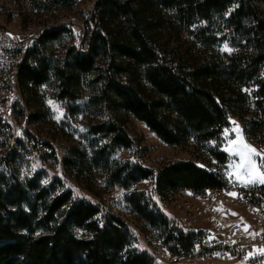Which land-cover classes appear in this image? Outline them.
<instances>
[{
	"label": "trees",
	"instance_id": "16d2710c",
	"mask_svg": "<svg viewBox=\"0 0 264 264\" xmlns=\"http://www.w3.org/2000/svg\"><path fill=\"white\" fill-rule=\"evenodd\" d=\"M86 1L30 0L32 11L22 12L20 23L57 20ZM92 1V28L81 49H57L67 28L50 26L17 64L18 88L35 106L30 120L41 119L39 88L49 83L69 112L98 117L86 124L87 133L103 143L90 156L76 149L72 162L79 169L87 159L101 165L105 183L126 190L140 231L160 232L171 254L189 255L202 230L170 223L132 187L150 178L163 197L182 190L204 195L232 184L191 159L154 170L109 156L132 146L125 127L131 118L168 145L218 140L231 117L243 122L247 137L264 135V0ZM222 40L234 48L231 53L219 50ZM83 89L88 99L74 104ZM210 151L226 161L225 152ZM15 155L10 150L3 159L8 173L0 171V264H154L149 252L131 247L125 220L76 196L58 178L45 184L19 180L10 164Z\"/></svg>",
	"mask_w": 264,
	"mask_h": 264
},
{
	"label": "rangeland",
	"instance_id": "374dc122",
	"mask_svg": "<svg viewBox=\"0 0 264 264\" xmlns=\"http://www.w3.org/2000/svg\"><path fill=\"white\" fill-rule=\"evenodd\" d=\"M260 6L264 10V2ZM91 9L92 6H86V14ZM75 15L69 13L62 18V21L73 20L77 16ZM6 20L5 16L0 14V25L20 33V30L17 29V16H7ZM77 41L76 29L67 28L56 48L64 49L66 45L76 48V43L80 44ZM225 43H227L226 40L219 42V50ZM228 47L234 50L233 47L229 45ZM39 93L43 99L41 119L32 122L30 115L35 110V106L27 103L26 94L18 88L15 75L11 77L0 75V171L8 173L2 162L8 152L14 150L16 155L10 164L16 170L19 180L33 178L39 184H45L53 178H58L63 186L70 188L76 196L96 204L102 209L109 210L125 220L131 234V247L149 253L153 251L165 260L170 259L171 253L168 245L162 243L160 232L144 229L140 231L142 222L129 208L126 190L119 186L107 185L101 165L90 164L87 159L79 169L72 162L74 157L71 153L76 149L85 151L90 156L91 150L103 143L99 140L94 141V137L87 133L86 124L94 122L98 117L89 115L82 109L69 112L66 109L65 100L56 97L53 85L50 83L42 85L39 88ZM87 99L88 91L83 89L82 97L74 104L81 106ZM55 108H58L62 114L59 120L54 118L57 115ZM236 125L239 126L243 141L264 153V135H259L254 139L247 137L245 126L237 117L230 118V123L223 129L218 140L210 139L203 143H196L190 139L186 143L175 145L166 144L142 121L131 118L127 120L125 127L132 139V146L118 148L111 152L109 157L111 160L117 161H137L154 170L169 161L191 159L202 167L219 172L228 183L235 187V184L239 183L236 182L234 176L230 179L227 173L231 170L229 165L233 161H237L238 158L230 155L224 149L234 147V145H229L228 141L235 139L233 129ZM226 129L228 130L227 136L225 135ZM210 149L225 152L226 161L219 162ZM66 159L73 164H65ZM132 188L142 191L149 205H153L170 223L177 226L187 228L186 226L189 225L191 228L198 227L199 229L205 227L213 236H223L245 245L257 243V241L264 244V218L249 207L244 198L229 195V193H235V190L224 189L209 195L206 193L199 195L189 190H182L179 193H171L162 197L153 191L150 178L137 182ZM233 223L240 224V229L235 235L230 232V225ZM245 225L248 226L247 231H245ZM253 231L258 232L261 236L260 240L255 241L250 236V232ZM75 234L80 236L83 234V230L75 229ZM176 264L216 263L213 259L203 260V256H193L184 258Z\"/></svg>",
	"mask_w": 264,
	"mask_h": 264
},
{
	"label": "built area",
	"instance_id": "2783aa9c",
	"mask_svg": "<svg viewBox=\"0 0 264 264\" xmlns=\"http://www.w3.org/2000/svg\"><path fill=\"white\" fill-rule=\"evenodd\" d=\"M0 6L3 7V12L7 14H16L18 15V30L20 33L14 32L10 29L1 30L0 29V64L5 67V74H0L2 76H14V69L17 68V64L20 62V54H24L27 49H29L36 39L38 34H28L25 32L24 26L20 23V13L21 12H31L32 4L30 0H21L17 3V0H0ZM92 6V9L88 14L81 18H74L73 20H64L59 18L56 24H65L66 28L76 29L77 38L80 44L76 43V47L81 49V40L85 35L87 28H92L91 13L93 11V1H89L88 5ZM53 24H46V27H49ZM77 41V42H78ZM233 188V186L231 187ZM227 188L226 190L229 191ZM224 190V189H223ZM235 197L244 198L249 207L259 213L262 218H264V185L255 184L249 185L248 187H236ZM216 190H208L206 194H212ZM218 192V191H217ZM186 229H192L189 225L186 226ZM240 229L239 223H233L230 225L231 234H237ZM251 233V232H250ZM253 238L255 241L260 240L261 237L257 231ZM253 242L251 245H245L241 242L236 243L229 239L224 238L223 236L215 235L213 236L209 231L202 230V233L198 235L193 241V247L189 255L181 254H171L170 259H163L158 254L150 251V255L153 258L154 264H160L166 262L167 264H176L179 263L184 258H189L193 256H203V260H214L216 264H264V255H260L256 252L257 249L264 248V244ZM249 253L253 255L249 256ZM218 254V255H217ZM245 257H248L245 260Z\"/></svg>",
	"mask_w": 264,
	"mask_h": 264
},
{
	"label": "snow or ice",
	"instance_id": "6c2138e0",
	"mask_svg": "<svg viewBox=\"0 0 264 264\" xmlns=\"http://www.w3.org/2000/svg\"><path fill=\"white\" fill-rule=\"evenodd\" d=\"M222 51L231 53L233 49L229 48L227 43L224 44ZM51 104V101H49ZM55 107V106H54ZM57 115L54 117L59 120L61 113L58 108H55ZM235 123V122H233ZM235 133V139L228 141L229 145H234V147H226L224 151L230 153V155L238 158L237 161H233L229 165L231 169L227 175L231 179L235 177L236 182H238L242 187H248L249 185L260 184L264 185V153L257 151L255 148H252L245 141H243L242 133L239 130V126L236 125L233 129ZM19 134V133H18ZM225 135H228V130H225ZM259 158V159H257ZM229 195L236 196V193H229ZM235 215V213H233ZM248 226L245 225V231H247ZM250 235L255 237L256 233H250ZM257 253L264 255V248L257 249ZM218 255V254H217ZM253 253H249V256ZM248 257H245L247 260Z\"/></svg>",
	"mask_w": 264,
	"mask_h": 264
},
{
	"label": "bare ground",
	"instance_id": "6f19581e",
	"mask_svg": "<svg viewBox=\"0 0 264 264\" xmlns=\"http://www.w3.org/2000/svg\"><path fill=\"white\" fill-rule=\"evenodd\" d=\"M88 2H89V0L88 1H86L85 3H83V4H81L78 8H73V9H71V10H67V11H65V12H63L59 17H58V19L57 20H59V18H63L65 15L67 16L69 13H74V14H76L75 16H76V18H81V17H83V16H85V14H86V10H85V7H86V5H88ZM22 13V12H21ZM21 13H20V20H21ZM44 14L42 15L43 17H46L47 16V14L45 13V12H43ZM0 14H3L4 16H5V21H7L6 20V17L8 16V17H11V16H13V15H15V16H17L18 17V15H16V14H7V12H3V7H1L0 6ZM73 16V15H72ZM70 17V16H69ZM74 17V16H73ZM34 19L33 20H38L37 19V16H35V17H33ZM57 20H51V21H48V22H46V23H38V21H35V22H33V23H31L29 26H24V29H25V32L26 33H28V34H37V33H39L38 34V37H39V35L42 33V31L43 30H45L46 28H48V27H46V24H53V25H50V26H55V25H64L65 26V24H56L57 23ZM28 23V22H27ZM2 25V24H1ZM0 25V26H1ZM28 25V24H27ZM49 26V27H50ZM0 29L1 30H8V28H6V27H4L3 25H2V27H0ZM24 54H20V60H21V58H22V56H23ZM16 71H17V68H15L14 69V75H15V73H16ZM0 74H5V67L3 66V65H1L0 64Z\"/></svg>",
	"mask_w": 264,
	"mask_h": 264
},
{
	"label": "crops",
	"instance_id": "0c3cea01",
	"mask_svg": "<svg viewBox=\"0 0 264 264\" xmlns=\"http://www.w3.org/2000/svg\"><path fill=\"white\" fill-rule=\"evenodd\" d=\"M241 185H239V184H235V187H233V188H236V187H240ZM233 188H231V189H229V190H234ZM193 228V227H192ZM193 229H199L198 227H194ZM207 228H205V227H202L200 230H206Z\"/></svg>",
	"mask_w": 264,
	"mask_h": 264
}]
</instances>
